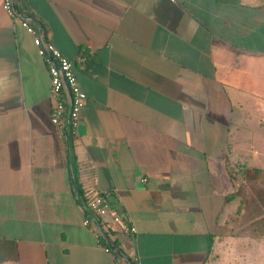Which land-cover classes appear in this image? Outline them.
Segmentation results:
<instances>
[{
  "label": "crops",
  "instance_id": "0c3cea01",
  "mask_svg": "<svg viewBox=\"0 0 264 264\" xmlns=\"http://www.w3.org/2000/svg\"><path fill=\"white\" fill-rule=\"evenodd\" d=\"M17 8L73 62L87 102L66 139L48 64L0 0V264H264V193L242 198L228 172L230 153L264 172V136L248 130L251 115L264 128V0ZM100 192L119 224L88 210Z\"/></svg>",
  "mask_w": 264,
  "mask_h": 264
},
{
  "label": "built area",
  "instance_id": "2783aa9c",
  "mask_svg": "<svg viewBox=\"0 0 264 264\" xmlns=\"http://www.w3.org/2000/svg\"><path fill=\"white\" fill-rule=\"evenodd\" d=\"M5 13L20 25L32 38L38 51V55L48 64L51 78L50 97L55 101L51 120L54 125L62 130L65 138L68 139L76 133L82 123V110L87 102L86 94L81 90L75 72L74 64L58 51L50 42L46 41L33 23L21 15L17 8V0H3ZM112 195L108 192H100L93 196L88 203V210L95 214L107 225H117L121 222L119 215H112ZM83 225L90 227L91 219L87 218ZM98 246L106 253H113L112 249L105 245L103 235L99 228L93 230ZM124 234L135 237L137 230L128 225ZM117 264H124L118 261Z\"/></svg>",
  "mask_w": 264,
  "mask_h": 264
},
{
  "label": "rangeland",
  "instance_id": "374dc122",
  "mask_svg": "<svg viewBox=\"0 0 264 264\" xmlns=\"http://www.w3.org/2000/svg\"><path fill=\"white\" fill-rule=\"evenodd\" d=\"M262 116L263 115H251V124L256 129H254L253 127H251L248 130L254 131L255 133H257L259 131L260 134L264 136V128H260V126H259V123H260V121L262 119ZM262 122H263V124L261 126L264 127V121H262ZM257 129H258V131H257ZM242 138H244V137H242ZM244 157H245L244 155L242 157H238L236 153H230L229 158H228V162H231V159L234 160V161L237 160L238 161L237 163H240V164L245 165L246 167H248L247 165H249L250 163H247V161L245 159H243ZM260 165H262V167L259 168V169H261V170L264 169L263 168V166H264L263 165V162ZM250 169H252V168H250ZM242 176L243 175H240L237 178V180H236V181H239L241 183V187H242L241 188V194H242L241 196H243L244 199H247L249 197L250 193H255V194H258V197L259 196L262 197V195L264 193L263 192L264 191V176H262V178H260V180H261L260 183H259V180L258 181H254L253 183H251V181L250 182L249 181H244L245 179ZM243 189L244 190L245 189H248V190H250V192H243L244 191ZM247 203H248V201H247ZM253 219H254L253 215H249V216L248 215H245V216H243V219L241 220V223L243 225H247ZM252 226H253V229H254V228H259L261 225L255 223Z\"/></svg>",
  "mask_w": 264,
  "mask_h": 264
},
{
  "label": "trees",
  "instance_id": "16d2710c",
  "mask_svg": "<svg viewBox=\"0 0 264 264\" xmlns=\"http://www.w3.org/2000/svg\"><path fill=\"white\" fill-rule=\"evenodd\" d=\"M233 161L234 160L231 159V162H228V172H229L230 177L235 181L237 180V178L240 175H243L242 177L245 179L244 181H249V182L251 181V183H253L254 181L260 180V178H262V176H264L263 171L253 169V168L250 169V168L246 167L245 165L237 163L238 162L237 160L234 162ZM233 198H234L233 196H230V197H228V200L231 201ZM242 198H243V196H242ZM104 243H105V241H104ZM105 245L108 246V244H106V243H105Z\"/></svg>",
  "mask_w": 264,
  "mask_h": 264
},
{
  "label": "water",
  "instance_id": "95a60500",
  "mask_svg": "<svg viewBox=\"0 0 264 264\" xmlns=\"http://www.w3.org/2000/svg\"><path fill=\"white\" fill-rule=\"evenodd\" d=\"M111 245V244H110ZM111 248L113 249V251L121 256H123V254L118 250L116 249L113 245H111Z\"/></svg>",
  "mask_w": 264,
  "mask_h": 264
}]
</instances>
